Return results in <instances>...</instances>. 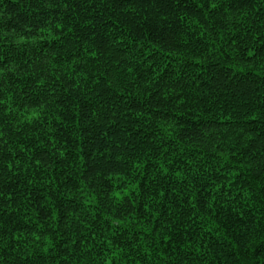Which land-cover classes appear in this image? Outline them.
<instances>
[{
	"label": "trees",
	"instance_id": "16d2710c",
	"mask_svg": "<svg viewBox=\"0 0 264 264\" xmlns=\"http://www.w3.org/2000/svg\"><path fill=\"white\" fill-rule=\"evenodd\" d=\"M0 264H264V0H0Z\"/></svg>",
	"mask_w": 264,
	"mask_h": 264
}]
</instances>
